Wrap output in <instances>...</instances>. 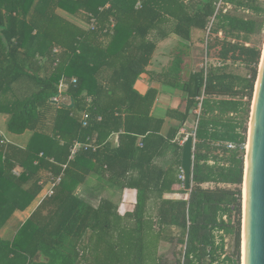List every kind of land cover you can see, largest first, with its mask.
Instances as JSON below:
<instances>
[{"label": "trees", "instance_id": "1", "mask_svg": "<svg viewBox=\"0 0 264 264\" xmlns=\"http://www.w3.org/2000/svg\"><path fill=\"white\" fill-rule=\"evenodd\" d=\"M138 2L0 0V113L9 115L10 133H32L25 147L0 138V231L46 181L60 179L12 241L0 236V264H220L226 236L235 240L236 258L223 263L241 264L248 124L264 49L261 39L252 41L264 38V3ZM194 31L219 63L187 73L191 48L183 45L169 71L151 74L184 94L185 110L168 117L197 122L193 185L180 192L187 198L173 200L166 196L184 186L183 147L171 144L180 130L165 137V119L152 112L158 91L141 95L135 85L156 52L153 32L191 42ZM237 65L248 72L237 73ZM62 80L71 83V102L59 106L52 99ZM77 142L97 149L72 157ZM168 151L171 159L160 161ZM91 176L136 190L134 212L121 216L108 199L94 207L81 198L77 191ZM167 244L182 247L174 261L160 254Z\"/></svg>", "mask_w": 264, "mask_h": 264}, {"label": "crops", "instance_id": "2", "mask_svg": "<svg viewBox=\"0 0 264 264\" xmlns=\"http://www.w3.org/2000/svg\"><path fill=\"white\" fill-rule=\"evenodd\" d=\"M62 16L66 14L59 11ZM77 24L81 25L84 28H88L87 24L80 19L73 18ZM202 35V36H201ZM157 32H153L150 40L157 45L156 52L153 56L151 65L147 68V72L142 74L135 85V89L141 94L146 95L149 90L155 89L158 91L157 100L153 107V114L158 118H164L165 124L162 130V133L165 137L168 136L169 132L172 129H179L180 132L176 139L171 141L172 145H177L183 147L184 144L181 141V138L184 136L185 132L189 130V126L192 125V122L196 119L193 115L188 121L182 124L180 121L168 117V111L171 109H181L185 110L186 104L183 102L184 94L182 91L172 88L169 85H166L162 82L152 79L151 74L154 73L158 76L162 75L165 71L171 69L172 63L176 58L178 52L181 51L183 45H188L190 49V56L183 57L185 60V72L195 73L199 71L203 64L199 63V50L204 44V35L199 31H194L193 38L191 42H184L177 35H169L166 39L157 38ZM106 45L108 40H104ZM183 71V73H184ZM3 114V113H0ZM5 115V118L0 115V134L3 135L4 139L8 143L15 144L19 147H25L29 140L32 137L31 132H26L23 135H15L12 138L7 137L8 131V120L9 115ZM7 126V129L6 127ZM9 132V131H8ZM14 135V134H13ZM25 137V138H24ZM110 141L117 145L119 144V136H113ZM171 159V153L168 151L160 161H168ZM18 173V171H16ZM52 181L48 180L45 182V187L43 193L35 200V202L26 210V211H16L13 216L8 220L5 226L0 231V236L6 241H12L17 232L23 226L25 221L32 215V213L38 208L42 201L47 197V191L51 187ZM180 189V185L174 186L176 193L168 195L166 197L178 200L183 196L177 190ZM78 195L83 198L87 203L94 207H98L103 199H108L112 201L119 207V213L121 216H125L128 213H133L137 204V191L132 189H120L116 187H111L107 181H99L96 176H91L87 182L79 187L77 191ZM99 197V200L96 198ZM150 208L153 211V215L156 213V206L154 202L150 203ZM155 212V213H154Z\"/></svg>", "mask_w": 264, "mask_h": 264}, {"label": "water", "instance_id": "3", "mask_svg": "<svg viewBox=\"0 0 264 264\" xmlns=\"http://www.w3.org/2000/svg\"><path fill=\"white\" fill-rule=\"evenodd\" d=\"M71 107H74V101ZM248 144L244 177L247 193L244 208V264H264V49L255 89ZM195 145L196 135H190L183 146L182 172L186 190H191L193 185Z\"/></svg>", "mask_w": 264, "mask_h": 264}, {"label": "rangeland", "instance_id": "4", "mask_svg": "<svg viewBox=\"0 0 264 264\" xmlns=\"http://www.w3.org/2000/svg\"><path fill=\"white\" fill-rule=\"evenodd\" d=\"M261 2L264 3V0H260ZM221 7H224L223 4ZM228 8H231V7H228ZM202 36V35H201ZM204 38L206 39V36L204 35ZM262 40V42L264 43V38H260V37H257L256 39H254L252 41V43H255L256 41H259V40ZM264 45V44H263ZM264 48V46H263ZM215 54L216 52H212V55L208 56L207 55V41L202 45V48L199 50V54H198V57H199V63H202L203 64V67L206 66V65H211V64H218V60L216 59L215 57ZM235 71L239 74H246L248 71L245 69L244 66L242 65H237L234 67ZM253 103H254V100H253ZM253 107V105H252ZM252 114V113H251ZM1 116H3L5 118V115L3 114H0ZM196 119L194 120V122H192V125L189 126V130L187 132H185L184 136L181 138V141L182 142H185L186 141V138L190 135H195L194 133V130L196 128ZM6 129H7V126H5ZM248 129L250 130V122L248 124ZM249 130H248V135H249ZM7 137H10L12 138V136H15L13 135L12 133L8 132L7 131ZM25 138V137H24ZM184 144V143H183ZM246 157H247V151H246ZM246 163V162H245ZM205 187H211V188H214L215 185L214 184H209V185H205ZM224 187V186H223ZM185 190V187L182 185L180 186V189H178L177 191L180 193L181 191ZM183 195V194H182ZM243 197H244V185H243ZM98 200H99V197H96ZM183 198H187L185 195H183L181 197V199ZM237 220L238 218H234V222L237 223ZM242 245H241V264H244V260H243V255H244V243H243V238H244V198H243V213H242ZM178 231L175 230V234H177ZM225 244H226V247H225V253L222 255V263L220 264H230V261H227V263H223L224 260L227 258V257H230L232 259H235L236 258V243H235V240L234 238H231L229 236H226V239H225ZM182 247H176L175 245H171V244H167V245H163V247L160 249V254L162 256H164L166 259L170 260V261H174L176 259V254L177 252H180Z\"/></svg>", "mask_w": 264, "mask_h": 264}, {"label": "built area", "instance_id": "5", "mask_svg": "<svg viewBox=\"0 0 264 264\" xmlns=\"http://www.w3.org/2000/svg\"><path fill=\"white\" fill-rule=\"evenodd\" d=\"M222 2L219 4V8L222 6ZM137 7L140 8L141 7V0H139L138 4H137ZM206 67V66H204ZM76 81L74 80V83ZM70 82H68L67 80H62L60 82V85H59V91H58V94L52 99V102L56 105H59V106H62L64 104H69L71 101H70V98L68 96V90L70 88ZM200 101L203 100V98H199ZM201 107V106H200ZM198 114L200 113L197 112ZM87 117V115H85V118ZM0 138L3 139V143H8L7 140L4 139L3 135L0 134ZM185 144V142H183ZM94 148V150L97 149V147H93V145L91 144H87V143H81V142H77L75 144V146L73 147L72 149V157H74L80 150H85V149H88V148ZM229 148H234V146L232 145H229L228 146ZM185 177H184V173L182 172L181 176H180V180L184 181ZM60 179L57 180V182H59ZM55 181H52L50 184H51V187L50 189L47 191V196H50L53 194V190H54V187L56 186V183ZM44 187H45V184H44Z\"/></svg>", "mask_w": 264, "mask_h": 264}, {"label": "bare ground", "instance_id": "6", "mask_svg": "<svg viewBox=\"0 0 264 264\" xmlns=\"http://www.w3.org/2000/svg\"><path fill=\"white\" fill-rule=\"evenodd\" d=\"M249 149V144L247 145V150ZM246 197H247V193H246V184L244 186V208H245V204H246ZM244 254H245V243H244ZM244 257V255H243ZM244 260V258H243Z\"/></svg>", "mask_w": 264, "mask_h": 264}]
</instances>
